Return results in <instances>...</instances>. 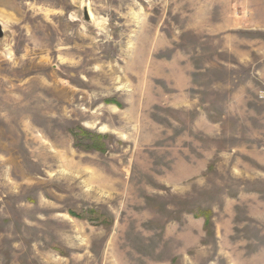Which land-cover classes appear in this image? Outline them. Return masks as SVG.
Here are the masks:
<instances>
[{"label": "rangeland", "instance_id": "rangeland-1", "mask_svg": "<svg viewBox=\"0 0 264 264\" xmlns=\"http://www.w3.org/2000/svg\"><path fill=\"white\" fill-rule=\"evenodd\" d=\"M0 25V264H264V0Z\"/></svg>", "mask_w": 264, "mask_h": 264}, {"label": "water", "instance_id": "water-1", "mask_svg": "<svg viewBox=\"0 0 264 264\" xmlns=\"http://www.w3.org/2000/svg\"><path fill=\"white\" fill-rule=\"evenodd\" d=\"M4 37V31L2 29V26L0 25V39Z\"/></svg>", "mask_w": 264, "mask_h": 264}, {"label": "trees", "instance_id": "trees-1", "mask_svg": "<svg viewBox=\"0 0 264 264\" xmlns=\"http://www.w3.org/2000/svg\"><path fill=\"white\" fill-rule=\"evenodd\" d=\"M77 141H78V138H77ZM99 150V149H98Z\"/></svg>", "mask_w": 264, "mask_h": 264}]
</instances>
